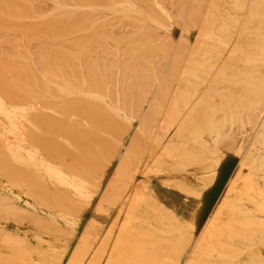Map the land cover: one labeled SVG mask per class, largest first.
Instances as JSON below:
<instances>
[{"label":"bare ground","instance_id":"1","mask_svg":"<svg viewBox=\"0 0 264 264\" xmlns=\"http://www.w3.org/2000/svg\"><path fill=\"white\" fill-rule=\"evenodd\" d=\"M67 1L71 6L70 11L63 7ZM72 2L73 0H30L28 10L32 6L34 13L53 16L52 24H72L75 19ZM50 3L58 8L55 10ZM217 14L216 4H210L199 22L200 28L192 32L191 36L180 37L178 33L172 35L175 47H182L184 50V54H180L173 47L168 57L170 94L173 102L181 104L178 106L177 121L166 130L162 116L157 117L148 135L152 149L143 151L136 176L131 180L133 186L126 187L117 198L114 197V184L124 170V161L114 170L106 171L104 179L109 178V181L107 185L101 183L100 188L103 190L97 193L90 205L91 215H94L90 221V230H86L90 231L87 233L90 236L82 235L76 249L70 252L64 249V243L61 244L56 239L50 247H42L40 241L43 235L58 233V223L52 216L44 217L33 209L30 211L22 207L14 197L0 190V219L5 220L3 223L0 221V264H234L243 247L258 246L257 248L264 250V0H234L233 49L228 55L212 54L211 46L205 40L208 27L216 21L213 16ZM21 22L29 23L26 20ZM132 32L127 23L116 26L113 31L116 37H128L127 45L121 46L120 52L137 45L138 40L128 36ZM1 33L4 36L6 31L1 29ZM8 34V39L0 42V131L22 128L32 116L44 124L50 116L64 115L61 117L63 120L55 126L59 136L61 133L65 137L63 145H58V154H63L64 149L61 148L72 141L75 134L97 126L102 122L101 118L76 112L74 105H69L65 112H62V108L54 110L36 105L27 110L22 109L20 105L29 101H26L28 98L33 99L41 83V77L33 72L47 56L40 55L41 42L28 39L23 31H9ZM36 34L48 40L56 38L51 36L54 33L47 28L36 31ZM55 52L61 53L60 49ZM64 63L63 68L61 66L57 71L72 65L69 61ZM28 70L33 74L30 78L29 73H26ZM231 71H234L233 76L230 75ZM232 77L234 86L245 88L239 94L240 99L234 108L227 109L234 115L229 118L210 116L211 121L205 123V126L210 127L213 119L225 118L229 119L227 128H230L233 127L231 119H234V133L228 132L230 134L220 143L219 152L226 153L229 160L232 152L239 157L245 190L241 191L233 185L231 190H234V197L227 198L221 204L220 201H215L222 182L228 178L229 168L217 160L213 170L209 167L199 172L205 179L197 186L191 182L195 165L183 166L180 158L185 149L183 139H192L195 135L189 122L194 113L200 110H223L209 106L207 102L214 101L215 97L226 96ZM51 78L54 83L59 79L57 75H52ZM156 86L159 91L162 85L158 83ZM40 93L49 98L58 95L55 87H50L47 94L44 91ZM159 102L161 101L158 104ZM15 107L18 109H14ZM208 136L203 141L208 145L203 147V156L211 162L215 157V140L212 132ZM51 142L52 140H47L46 146L50 147ZM66 160L79 166L84 158H81L79 152H72ZM66 164L64 161L65 168ZM210 172H214V185H208L211 180H206ZM180 181L188 184L185 192L196 195L203 201L197 203L200 206L196 212L199 223L209 220L208 217L214 212L216 218H220L219 223L213 224L214 229L207 237L183 236L180 229L175 228L170 221L164 226L159 224L162 211L172 214L166 207L168 194L163 186ZM49 184L58 190L56 197H60V194L66 197L71 189H76L77 182L72 181L69 185V181L61 174H48L43 185L46 195L50 192ZM16 185L20 191L31 189L29 182L26 185L17 182ZM207 185L212 187L208 188ZM32 192L29 196L33 200L46 204L41 200L46 197L43 196L42 189L41 195L39 192ZM168 201L179 206L172 198ZM214 202L216 205H213ZM25 218L31 222V232L40 243L38 246H33L24 233L8 229L9 220L16 221L19 226ZM77 230L80 229L77 228L75 233ZM174 230H179L178 235L171 236L178 239L176 243L160 241L166 239V233Z\"/></svg>","mask_w":264,"mask_h":264},{"label":"rangeland","instance_id":"2","mask_svg":"<svg viewBox=\"0 0 264 264\" xmlns=\"http://www.w3.org/2000/svg\"><path fill=\"white\" fill-rule=\"evenodd\" d=\"M68 2L63 7L70 11ZM28 3L30 0H0V42L8 39L9 31H23L28 39L41 42L40 55L47 56L33 72L41 77V83L33 99H26L29 101L22 103L21 108L27 110L36 105L54 110L62 108V112H65L69 105H74L76 112L96 115L102 122L75 134L73 140L61 148L64 149L63 154H58V145H63L65 137L61 133L59 136L55 126L63 120L61 117L64 115L50 116L44 124L32 116L22 128L1 130L0 190L7 192L28 210H34L44 217L52 216L58 223L59 232L44 234L40 243L42 247L48 248L55 239L60 240L61 244L64 243V249L70 252L76 249L82 235L90 236L87 234L90 231H86L94 216L91 215L90 205L97 193L103 190L100 188L101 183L107 185L109 181L107 177L104 179L106 171L114 170L124 161V170L114 184V197L117 198L122 190L133 186L131 180L136 176L143 151L152 149L148 135L157 117L162 116L166 130L177 121L178 106L181 104L172 100L168 75V57L175 47L172 35L191 36L192 32L200 28L199 22L205 9L207 11L210 4H216L218 14L213 16L216 21L208 27L205 40L211 46L212 54H230L233 49L234 0H73L75 19L72 24H52L53 16L34 13L32 6L28 10ZM50 5L55 10L58 8L54 3ZM22 20L29 23L25 24ZM119 23H127L133 31L128 36L138 40L133 49L127 47L123 53L120 48L127 45L128 37H116L113 33ZM204 27L206 29V25ZM45 28L53 32L51 36L56 38L48 40L36 34V31ZM1 29L6 31L4 36ZM175 48L184 54L182 47ZM58 49L61 53L55 52ZM68 61L72 65L57 71ZM26 73H29V78L33 76L30 70ZM52 75L59 77L56 84ZM230 75L233 76L234 71ZM158 83L162 85L159 91L156 86ZM50 87L57 89L56 97L40 95V91L47 94ZM244 89L240 85L234 86L232 77L226 96L215 97L214 101L207 102L209 106L223 110H200L194 113L193 122H189L195 135L192 139H183L185 149L182 150L180 161L183 166L195 165L192 170L194 176L191 177L194 185L202 184L205 178L199 172L209 167L213 170L217 160L229 168L228 178L222 182L215 201L221 204L227 198L234 197V190H231L233 185L241 191L245 190L239 157L232 152L229 160L226 153L219 152L220 143L228 134L234 133V119H231L233 127L230 128H227L229 119L225 118L213 119L210 127L205 126V123L211 121L210 116H233L227 109L234 108ZM159 100L161 102L158 104ZM210 132L215 140V157L211 162L203 156V147L208 146L203 141ZM47 140H52L50 147L45 144ZM72 152H79L84 158L81 165L68 163L66 159ZM64 161L67 163L66 168ZM48 174H61L69 181V185L76 181V189H71L66 197L62 194L56 197L58 190L49 184L50 192L44 194L43 185ZM213 175L214 172L209 173L206 180H211V183L208 185L216 183ZM25 180L30 183L31 189L20 191L16 184L26 185ZM186 183L180 181L163 186L168 199L172 198L179 206L166 199V207L172 214L162 211L159 224L164 226L170 221L180 231L166 233V239L161 242L176 243L178 239L171 236L179 232L186 237H207L214 229L213 224L219 223L220 218H216L215 212L208 217L209 220L206 218L203 223H199L196 212L200 206L197 203L203 201L185 192L188 187ZM208 185L206 187H212ZM41 189L43 196H46L41 200L46 204L36 202L29 196L33 194L32 190L41 195ZM0 221L3 223L5 220ZM30 223L27 218L22 219L19 226L16 221L7 222L11 232L16 230L24 233L33 246H38L40 243L34 239ZM77 228L80 230L75 233ZM257 247H243L234 264H264V250Z\"/></svg>","mask_w":264,"mask_h":264}]
</instances>
